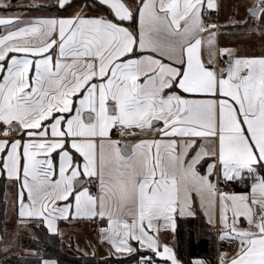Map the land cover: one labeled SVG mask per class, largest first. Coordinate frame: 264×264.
I'll return each instance as SVG.
<instances>
[{"label": "snow or ice", "instance_id": "1", "mask_svg": "<svg viewBox=\"0 0 264 264\" xmlns=\"http://www.w3.org/2000/svg\"><path fill=\"white\" fill-rule=\"evenodd\" d=\"M89 6L101 14L0 17V175L18 223L97 224L116 258L103 264H181L166 234L198 198L239 243L219 264H264V53L218 44L220 0ZM247 11L264 34V0ZM113 130L141 139L122 148ZM247 180L250 193L218 190Z\"/></svg>", "mask_w": 264, "mask_h": 264}, {"label": "crops", "instance_id": "2", "mask_svg": "<svg viewBox=\"0 0 264 264\" xmlns=\"http://www.w3.org/2000/svg\"><path fill=\"white\" fill-rule=\"evenodd\" d=\"M44 4L47 5H56V0H42ZM89 5H92V0H87ZM247 0H220L221 7L219 9V25L221 26L220 32L217 37L218 44L220 46H227L236 49L239 53L244 55H255L259 56L264 52H255L252 53L249 50H247L248 53H245V51L242 49V43L249 47H256V41L250 42L245 41L243 39L241 42H237L239 39V34L235 32L236 27L240 26H233L235 25L232 23V19H239L244 18V16L247 18H250L247 14V10L244 8L245 3ZM13 4L10 3H4L0 4V17H13V16H20L26 20L28 19H35V18H48V17H65L68 15L73 14L76 11H82L83 15L85 16H93L101 14L98 9H96L94 6L84 7L85 0H73V8L69 9L68 11L59 10L58 7L56 11H48V10H32L34 9V3L27 1H20L18 4L15 0L12 1ZM44 4H38L41 5V7H44ZM6 5V6H5ZM31 6V7H30ZM226 23V24H225ZM225 24V25H224ZM240 24V23H239ZM232 28V30H229L228 28ZM235 27V28H234ZM227 29L228 31H226ZM242 29H245L243 26ZM2 27H0V31H2ZM255 38V36L253 35ZM256 39V38H255ZM262 44H260V47L258 50H261ZM205 60L208 59V54L205 53L204 57ZM114 130L111 132V137H113ZM139 139H141L140 136H137L134 139H128V140H122L121 141V147L123 148L125 145H131L134 142H138ZM263 174V173H262ZM0 178L5 179L4 183V198H5V204L8 200L11 201V203L7 206H10V209L12 210L10 214V224L12 227L17 228V238L20 241L21 245V239L23 237H34V227L35 225L29 224L27 226L20 225L17 221L16 212L13 204L15 191L16 189L13 187V185L6 180V177L3 175H0ZM251 180L248 185H242L240 182H235V189L236 192H249L251 188ZM226 191V190H225ZM193 209L196 213L195 216L191 217H177L176 223L177 227L175 232H172L169 230L166 234V239L169 243V246L173 248V250L176 252L178 259L181 261V264H193L196 260L203 261V264H219V257L222 253H226L228 258H231V256L236 251H229V250H221L217 253V242L222 243L223 241L220 239V231H221V225L217 222L216 224H210L208 222V217L205 215V208L200 206V201L197 198L195 202L193 203ZM6 209H5V215L2 227L0 228V239L3 240L4 233L3 229L6 227L7 220H6ZM193 220V221H192ZM217 220H218V212H217ZM8 226V228H9ZM240 227H246L247 222L243 220L241 217V222L239 224ZM59 229L60 234L58 235L60 239V247L63 251L69 254H76L81 253L86 256H92L96 259V264H103L105 260H115V257H109L108 255V249L106 246H102L98 243L97 240V231H98V225L90 223L88 221H60L59 222ZM204 233L206 235H209L210 238H213L214 240L209 246V249L207 251H204L200 254H193L196 253L194 250H192L191 242H193V245L198 242L197 239L190 241V236L192 233ZM226 240V239H225ZM238 243V241H236ZM239 246V243H238ZM239 248V247H238ZM72 251V253H70ZM23 254L20 255H27V256H36L39 255L38 252L35 251H28L24 250L22 251ZM18 254V253H17ZM10 254H5V256L2 254V264H4L3 259Z\"/></svg>", "mask_w": 264, "mask_h": 264}, {"label": "trees", "instance_id": "3", "mask_svg": "<svg viewBox=\"0 0 264 264\" xmlns=\"http://www.w3.org/2000/svg\"><path fill=\"white\" fill-rule=\"evenodd\" d=\"M54 5H48L40 8H34L32 10H48L54 11ZM57 10V8H55ZM264 174V173H263ZM2 182V187L0 188V228L2 227L4 215H5V198H4V183L5 179L0 178ZM250 180H247L242 185H248ZM193 221V220H192ZM190 241L197 239L198 242L193 245L191 242L192 250L195 254H200L209 249L210 244L214 240L210 238L209 235L197 232L192 233L190 236ZM21 245L24 250L38 252L39 255L27 256L20 254H11L3 259L4 264H37L38 259L41 257L48 260H55L57 264H96V259L92 256H86L81 253H76L75 255L66 253L60 247V239L58 235L48 234L46 229L41 230V228L34 227V237H23L21 239Z\"/></svg>", "mask_w": 264, "mask_h": 264}, {"label": "rangeland", "instance_id": "4", "mask_svg": "<svg viewBox=\"0 0 264 264\" xmlns=\"http://www.w3.org/2000/svg\"><path fill=\"white\" fill-rule=\"evenodd\" d=\"M13 0H0V4H4V3H10V4H13L12 3ZM17 2V4L20 2V1H27L28 2H33L34 5L37 4L36 6H34V8H40L41 5H38V4H44V2L42 0H15ZM257 3V0H247V2L245 3L244 5V8L246 10H248L250 7H252L254 4ZM43 6H48L47 4H44ZM31 7V6H30ZM54 11L55 8L53 9ZM246 15H249L248 14V11H247V14ZM246 19H250V18H246L244 16V18H239V19H232V23L234 24H237V23H240V27H236L237 29L234 30L235 32H237L239 34L238 36V40L237 42H241L243 39H245V41H250V42H253V41H256V47H249L246 45H244L242 43V49L245 51V53H248L247 50H249L250 52L252 53H255V52H264V34L260 33V32H255V31H252L250 28L248 27H245V29H242L243 27V22L246 20ZM226 24V23H225ZM224 24V25H225ZM235 28V27H234ZM229 30H232V28H228ZM226 31H228L227 29H225ZM253 35L255 36V38L253 37ZM260 44H262L261 46V50H258L259 48L257 47H260ZM247 49V50H246ZM257 52V53H258ZM259 54V53H258ZM2 187V182H0V188ZM11 203L10 200L7 201V203L5 204L6 205H9ZM7 213H6V220H7V224L6 227L3 229V233H4V238L3 240L0 239V264H2V261H1V258H2V254L5 256V254H23L22 251H24V249L22 248L21 249V246H20V241L18 240L17 238V228L15 227H12L11 225L9 226V222H10V214L12 212V210L10 209V206H7L5 207ZM9 226V228H8ZM26 251V250H25ZM72 253V251L70 252ZM72 255H75V254H72Z\"/></svg>", "mask_w": 264, "mask_h": 264}, {"label": "built area", "instance_id": "5", "mask_svg": "<svg viewBox=\"0 0 264 264\" xmlns=\"http://www.w3.org/2000/svg\"><path fill=\"white\" fill-rule=\"evenodd\" d=\"M214 20H215V22L217 24H219V21H220L219 20V12L214 17ZM113 137H114V139H118V140L122 141V140L134 139L137 136L121 137L120 134L114 130ZM89 187L91 188V191L92 192H95L96 191L95 187H91V186H89ZM218 190H226L228 192H236L234 183H232L230 185H227V186L224 185V184H220V185H218ZM238 247L239 246H238V243L236 241L231 240V239H226L222 243H218L217 242V249H216V251H217V253L219 251H221V250H229V251H232L233 252V251H236L238 249Z\"/></svg>", "mask_w": 264, "mask_h": 264}]
</instances>
